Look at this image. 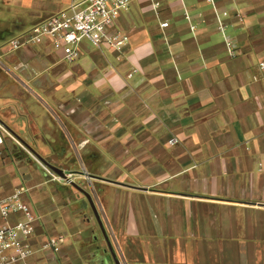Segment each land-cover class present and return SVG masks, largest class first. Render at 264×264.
Masks as SVG:
<instances>
[{
  "label": "crops",
  "instance_id": "0c3cea01",
  "mask_svg": "<svg viewBox=\"0 0 264 264\" xmlns=\"http://www.w3.org/2000/svg\"><path fill=\"white\" fill-rule=\"evenodd\" d=\"M70 2L0 0V121L25 148L4 136L0 194L41 216L28 263L264 264V0H131L127 43L75 62L7 49Z\"/></svg>",
  "mask_w": 264,
  "mask_h": 264
},
{
  "label": "built area",
  "instance_id": "2783aa9c",
  "mask_svg": "<svg viewBox=\"0 0 264 264\" xmlns=\"http://www.w3.org/2000/svg\"><path fill=\"white\" fill-rule=\"evenodd\" d=\"M130 4L131 0H71L65 9L34 25L21 36L12 38L6 47L8 50H15L26 44L42 43L48 38L56 50L63 52L68 62L79 59L81 44L84 41L97 49H120L127 43L128 36L112 28L120 15L129 9ZM161 26L165 28L168 23ZM227 45L230 54L234 56L235 52L229 40ZM260 67L264 69L263 62ZM4 136L23 147L0 121V144L3 143ZM262 138L264 139V132ZM175 142V139L169 140L170 144ZM26 151L46 169L53 180L63 182L73 177L68 174V178H64L54 173L33 153L27 149ZM40 220L41 216L29 200L27 187L20 186L10 194H0V264H29L28 260L34 253L32 238ZM64 239L63 234L51 237L42 248L55 249Z\"/></svg>",
  "mask_w": 264,
  "mask_h": 264
},
{
  "label": "water",
  "instance_id": "95a60500",
  "mask_svg": "<svg viewBox=\"0 0 264 264\" xmlns=\"http://www.w3.org/2000/svg\"><path fill=\"white\" fill-rule=\"evenodd\" d=\"M45 166H47L51 171H53L54 173L64 177V178H68L67 174L65 173V171L61 168H58V167H55L51 164H49L45 159H43L39 154H37L35 151L32 152ZM75 188H77L88 200L89 204H90V207L95 215V218L96 220L98 221L102 231H103V234L105 236V239L106 241L108 242V244H110L109 242V238L108 236L106 235L105 233V230H104V226H103V221H102V218L98 212V209L95 205V202L92 198V195L87 192L84 188H82L81 186L77 185V184H73ZM112 255H113V258H114V261H115V264H121L120 260L115 256V254L113 253L112 251Z\"/></svg>",
  "mask_w": 264,
  "mask_h": 264
},
{
  "label": "rangeland",
  "instance_id": "374dc122",
  "mask_svg": "<svg viewBox=\"0 0 264 264\" xmlns=\"http://www.w3.org/2000/svg\"><path fill=\"white\" fill-rule=\"evenodd\" d=\"M42 157V156H41ZM43 158V157H42ZM44 159V158H43ZM42 169L44 170V171H46V169L44 168V167H42ZM62 169V168H61ZM82 171V170H81ZM47 172V171H46ZM94 199V198H93Z\"/></svg>",
  "mask_w": 264,
  "mask_h": 264
}]
</instances>
